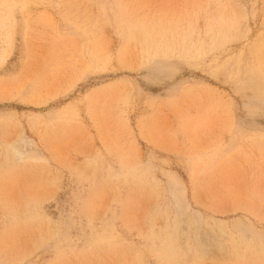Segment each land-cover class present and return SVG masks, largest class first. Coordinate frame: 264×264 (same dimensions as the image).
I'll return each mask as SVG.
<instances>
[{
    "label": "rangeland",
    "instance_id": "1",
    "mask_svg": "<svg viewBox=\"0 0 264 264\" xmlns=\"http://www.w3.org/2000/svg\"><path fill=\"white\" fill-rule=\"evenodd\" d=\"M0 264H264V0H0Z\"/></svg>",
    "mask_w": 264,
    "mask_h": 264
}]
</instances>
